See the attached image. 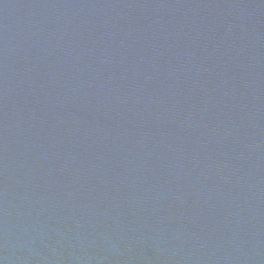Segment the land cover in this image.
Masks as SVG:
<instances>
[{
	"label": "water",
	"instance_id": "obj_1",
	"mask_svg": "<svg viewBox=\"0 0 264 264\" xmlns=\"http://www.w3.org/2000/svg\"><path fill=\"white\" fill-rule=\"evenodd\" d=\"M0 264H264V0H0Z\"/></svg>",
	"mask_w": 264,
	"mask_h": 264
}]
</instances>
